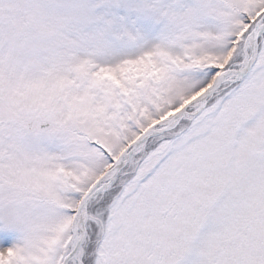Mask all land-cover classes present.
<instances>
[{"label":"snow or ice","instance_id":"obj_1","mask_svg":"<svg viewBox=\"0 0 264 264\" xmlns=\"http://www.w3.org/2000/svg\"><path fill=\"white\" fill-rule=\"evenodd\" d=\"M0 264H264V0H0Z\"/></svg>","mask_w":264,"mask_h":264}]
</instances>
